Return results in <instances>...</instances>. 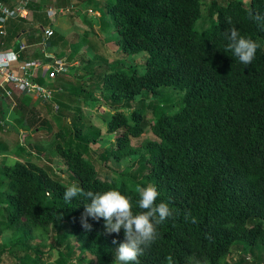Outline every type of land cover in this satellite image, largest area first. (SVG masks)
<instances>
[{
  "label": "trees",
  "instance_id": "16d2710c",
  "mask_svg": "<svg viewBox=\"0 0 264 264\" xmlns=\"http://www.w3.org/2000/svg\"><path fill=\"white\" fill-rule=\"evenodd\" d=\"M203 1L105 0L100 18L103 25L106 18L112 24L117 53L147 56L141 75L133 71L129 77L119 69L111 70L97 88L114 108L106 132L121 133L101 157L116 162L137 157L136 172L119 173L117 180L101 179L93 163L95 153L89 150L96 135L82 136L75 124V142L70 136L66 146L54 145L63 160L58 170L34 162L40 156L28 145L15 152L0 142V156L12 152L19 159L12 166L4 165L0 174V238L10 234L14 243L9 249L30 250L27 240L64 226L82 253L89 251L95 257L79 262L116 264L114 253L124 240L123 229L108 234L103 219L89 217L93 228L85 232L80 217L87 201L63 199L65 189L73 184L65 181L66 173L85 191H120L131 198L134 212L142 211L136 189L154 185L160 194L157 203L165 202L175 210L173 217L157 226L158 238L140 256V264H244L243 258L227 260L235 246H246L251 256L259 248L264 252V25L249 17V12L264 16V0H249L247 6L243 0L223 5L212 0L210 25L198 33ZM57 4L62 7L63 2ZM31 10L35 13L31 21L15 23L8 33L10 42L24 34L42 35L52 26L47 10L38 12L37 5ZM229 17L231 25L226 23ZM229 27L260 45L251 64L240 63L227 49L224 32ZM163 88L183 94L175 112L155 99L165 96ZM146 95L152 98L147 104ZM62 102L55 120L73 109ZM7 106L6 100H0V133L9 127L31 133L38 114L21 106L12 114ZM149 111L151 118L146 120ZM41 123L51 130V122ZM147 132L156 140L131 145V138ZM56 137L66 140L62 129ZM67 254L54 264H74L70 250ZM42 258L38 251L37 261L43 263Z\"/></svg>",
  "mask_w": 264,
  "mask_h": 264
},
{
  "label": "rangeland",
  "instance_id": "374dc122",
  "mask_svg": "<svg viewBox=\"0 0 264 264\" xmlns=\"http://www.w3.org/2000/svg\"><path fill=\"white\" fill-rule=\"evenodd\" d=\"M213 1L219 5H223L229 0ZM243 1L247 6L249 0ZM211 2L212 0H204L202 3V17L196 24L198 33L206 30L210 25L211 18L208 13V7ZM101 9L102 7L99 8L100 14L102 13ZM60 12H66L64 16V22L71 21L70 18L75 20L83 17L80 20H75L77 22L80 21L81 23L79 22V28L77 31L74 29L73 32H71L72 35L68 38L66 37L68 34L67 29H62L61 26L57 27L60 35H56L55 43L57 44H54L53 46V51H59L58 53L61 54H63V51H66V53L72 51L74 54H76L79 48L84 46L82 50H80L81 53L79 52V55H77L78 57L76 56V58L71 62V69H69V71L67 70V73L65 74L66 77L70 78H66V80H69L67 83L70 85L68 86L71 89L70 91L78 94V98H74V94L70 97H63L64 102L69 106L68 107L66 105L67 108H71L72 106L73 109H80V111L77 112V114L76 112L74 113L72 109L70 112H65V115L59 120H55L53 118V115L55 114L54 109H52V107L49 105L47 107H42L44 105H41L40 100H38L40 103H36L35 106L36 108H41L42 111L41 114H39L40 117L38 121H36V123L33 125L31 134L30 131H18L17 129L9 127V129H4V131L0 133V142L6 143L10 147L11 151L15 150V152H19L20 146L28 145L35 153H37V155L39 154L40 156V159H34V162H37L40 165L45 164L54 170H58V168H60L58 166L62 164L63 160L55 154L54 145L56 143H60L62 146H66L68 137L70 136V138L75 142L73 137V133L75 132L73 124H75L77 127L81 128L82 136L93 138L96 135V142L94 144H89V150L95 153L93 163L99 172L100 178L103 180H109V178L113 177L117 180L119 173H123L126 176V173L132 174V172L136 170L138 165V163H136L137 157H132L122 162H116L113 157H107V160L101 157L104 155V151L108 150L110 145L115 141V138L119 134L121 135V133L117 132L114 134H108L106 132V121L114 113V108H112L111 105H109V101L105 99L107 94L103 95L102 90H97V88L101 86L100 83H102L104 73L111 70L113 71L119 69L129 77L133 71H135L137 75H141L145 68L147 54L140 52L135 55L129 54L126 56H120V54L117 53V37L113 33L112 24L108 18H106L107 22H105L103 25L100 18L98 20L96 17L92 16L93 13L85 16L86 18H84L83 14L78 15V11H76L74 7H68L67 10L61 11L54 8L51 13L52 17L58 16V13ZM94 15L98 16L95 12ZM103 29L104 31L102 32ZM72 38L75 42H79V44L73 45ZM83 42L85 44H82ZM87 43H89L93 48V54L97 48L102 47L101 49L104 50H100V52H98L95 56L91 54L90 51H88L90 50V46L87 45ZM72 49H74V51ZM87 61H90L91 63L88 65ZM77 64L78 67L76 66ZM46 72L49 75V73L52 72V68L48 69ZM89 75L91 78L87 77ZM58 76L60 75L58 74ZM65 76L58 77V81L61 82L63 77L64 82H66ZM46 80L52 81L45 77V81ZM163 90H165V96L161 94L155 96V99L161 103L166 102L164 106H166L168 110L171 109L170 112H175L177 110V103L183 94L179 93V91L174 92L170 88H163ZM16 95H19V93L15 90L14 97H16ZM88 96H91L94 99H87ZM145 99V104L152 100L150 95H146ZM137 100H139V97L136 99V101ZM9 101H11V99H9ZM10 104H12V106L14 105L13 102ZM83 104H87L88 106H84L83 108ZM12 106L10 105L9 108L11 109ZM126 113H128V111H126ZM16 114H19L18 111ZM150 118L151 112L149 111V114L146 115V120ZM43 121L51 122V130H48L47 125H43L41 123ZM39 128L40 131L37 132V129ZM60 129H62L63 135H65V141L56 137V133L60 131ZM153 140L156 139L150 134V132H147L137 139L131 138V145L138 147L147 141ZM38 148L40 151H38ZM27 159L28 157L23 158V160ZM18 160V158H13L8 154L0 156V174L2 173V167L4 165L12 166ZM62 176L65 178V181L73 182L74 184L70 174L65 173ZM68 232L69 230L64 226L62 228L54 227L48 234L39 233L34 239L27 240L26 244L30 250L25 248L17 251H15V249H9L14 242L12 241L10 234L7 233L2 238H0V258L3 260L2 264H24V262L27 264H54L58 257H65L68 250H70L69 257L72 259L74 264H91L79 262L88 259L94 260L95 257L92 256L89 251L82 253L80 245L76 243L73 237L67 235ZM246 248V246L242 245L235 246L232 249V252L229 253L227 260L233 262L238 258H243L245 259L244 264H264V252L261 248L259 249L262 251L257 249L254 255L252 254V256L245 252L247 250ZM6 249L8 250L5 251ZM38 251L43 253V263H39L36 259ZM48 253L50 254L49 257ZM115 263L117 264L116 261Z\"/></svg>",
  "mask_w": 264,
  "mask_h": 264
},
{
  "label": "clouds",
  "instance_id": "9594fccd",
  "mask_svg": "<svg viewBox=\"0 0 264 264\" xmlns=\"http://www.w3.org/2000/svg\"><path fill=\"white\" fill-rule=\"evenodd\" d=\"M249 17L264 25V16L249 12ZM226 23L232 24L230 17ZM224 36L228 41L227 49L233 52L238 61L246 66L251 64L260 45L253 39L242 36L235 27L227 28ZM136 191L139 195L137 204L142 210L139 212L133 211L130 197L115 189L103 192L85 191L74 183L63 193L66 202L77 197H83L87 201L80 217L85 232H90L93 228L88 222L89 217L96 221L103 219L105 232L108 234H119L123 229L124 240L119 242L115 251L114 259L117 264H140V256L158 238L157 226L175 214V210L167 203H157L160 194L154 185L138 187ZM185 218L187 219V216ZM112 243L118 242L113 240Z\"/></svg>",
  "mask_w": 264,
  "mask_h": 264
},
{
  "label": "crops",
  "instance_id": "0c3cea01",
  "mask_svg": "<svg viewBox=\"0 0 264 264\" xmlns=\"http://www.w3.org/2000/svg\"><path fill=\"white\" fill-rule=\"evenodd\" d=\"M3 1L8 6H11V7H13V6L17 5L19 2H21V0H3ZM61 1L63 2L62 7H58L57 2L60 3ZM101 1H102V3H101ZM104 4H105V0H32V3L30 5L29 9H31L32 5H37L39 7V11L38 12H43V10L44 11L47 10V15L52 20V26L50 28L53 29L54 35L49 40L48 47L43 48L42 46L38 45V42L40 41L41 36H42L41 34L39 35V33H37L35 37H30L29 35H25L24 34V35H21L20 37H18L19 39H16L13 43L10 42L11 36H9L10 35L9 32H10V30L13 29V26L15 25V23L23 22L21 19H19V20H11L10 22H8L7 29H8L9 35H8V38H7V41H8L7 44H10V46H7V47H14L15 45L18 44L19 41L26 42L29 45V48L27 49L26 53L24 54L23 59L26 60V62L32 68H34V71H36V75L38 74L37 83H39V84H41V82H39V81H41V79L44 80V81H45V77L47 79H49L48 78V73L46 71L48 69H51L52 66H54V65L63 64L65 66V68H66L65 70H66V73H67V70L69 71V69H71V66H70L71 62L76 58L77 55H79L80 50H82V48L84 46L79 48V50H78V52L76 54H74L72 51H70L68 53H66V51H63L62 52L63 54L58 53L59 52L58 50H57L58 52L53 51L54 44L55 45L57 44V43H55L56 35L57 34L60 35V33L57 30V27L61 26L62 29H67V33L68 34L66 33L67 34L66 37L68 38V37H70L72 35L71 32H73L74 29H75V31H77V29L79 28V22L80 21L77 22L75 20H80L83 17L80 18V19L79 18L78 19L74 18L75 20H72L70 18L71 21H67V22L65 21L64 22V19H65V17H64L65 15H63L64 12L58 13V16H55V17L53 16L54 17L53 18L52 14H51L52 10L55 8L56 10H60L61 11V10H67L68 7H72V8L74 7V9L76 11H78V15H82L83 14V16H87V15H90V14L93 13L92 16L96 17V19L99 20V18L102 17L101 16L102 13L100 14L99 8L102 7V9H103ZM93 11L98 16H95ZM32 14H35V13L31 10L30 11L31 19L33 18ZM61 15H62V17H61ZM73 15H71V16H73ZM31 19H30V21H31ZM25 21H27V20H25ZM32 40H34V41L31 43ZM72 44L73 45H78L79 42H75L73 40V38H72ZM82 44H85V43L83 42ZM73 45H72V47H73ZM87 45L90 46L89 43H87ZM101 48H97V50L94 51V54H93L92 53V51H93L92 49L93 48L90 46L89 47L90 50H88V51H90L91 54L96 56V54L98 52H100V50H104V49H101ZM0 50H2V49L0 48ZM44 50H46V51H44ZM48 50H49V52H48ZM72 50L74 51V49H72ZM72 55H73V57H72ZM87 62H88L87 63L88 65L91 63L90 61H87ZM76 66L78 67V64ZM17 68H18V65L15 66L14 69L17 70ZM65 74H59L60 76L56 75L55 78L49 79V80H52V81H47L46 80L44 84H41L44 87L49 88V89L54 91L53 92V103H55L57 105H60L61 103H63L62 102L63 101V97H70L72 95L71 93H73L72 91H70L71 89L68 87V86H70L67 83V82H69V80H66V78H68V79H70V78L66 77ZM61 76H65L66 82H64L63 77H62L61 82L58 81V77H61ZM87 77L91 78L90 75L87 76ZM0 81H1V77H0ZM88 87H85V88H88ZM16 100L18 101L19 106L15 107V108L19 109L20 106H21V108H27V110H29V112H33L35 114H38V117L36 119L37 120L39 119V117H40L39 114H41L42 110H41V108H36L35 104L38 103L39 101L34 95L19 94V95H16ZM6 102H8L9 105L7 107H9L11 105L10 104L11 102L9 100H6ZM40 104L42 105V103H40ZM84 106H88V105L87 104L86 105L83 104V108H84ZM42 107H45V106H42ZM15 108L11 109L12 110V114L16 111ZM16 115H17V118L14 119L15 122H17V119L19 118L18 114H16ZM10 116H9L10 121L13 122L14 125H16V123H14V121H12V115H10ZM34 120L35 119H33V121ZM7 153H9L8 155H11V157H13V158L15 157L17 159V157L14 156L12 152H7ZM1 156H3V155H1Z\"/></svg>",
  "mask_w": 264,
  "mask_h": 264
},
{
  "label": "built area",
  "instance_id": "2783aa9c",
  "mask_svg": "<svg viewBox=\"0 0 264 264\" xmlns=\"http://www.w3.org/2000/svg\"><path fill=\"white\" fill-rule=\"evenodd\" d=\"M31 3L32 0H21L17 5L11 7L0 0V40H4L1 43L2 50H0V100L11 99L10 102L14 103L13 106L11 104V109L15 108L19 104L14 97L16 90L19 94L34 95L44 106L51 104L52 109L57 113L59 111L58 105L53 103L54 91L37 83L38 74L36 75L34 68L23 59L29 45L19 41L14 47H7L5 43L8 36V22L19 19L30 20L29 7ZM53 35L52 28L43 29L38 45L43 48L48 47V42ZM17 65L16 70L14 68ZM65 69L63 64L52 66V72L49 73L48 78L53 79L55 75L65 74Z\"/></svg>",
  "mask_w": 264,
  "mask_h": 264
}]
</instances>
